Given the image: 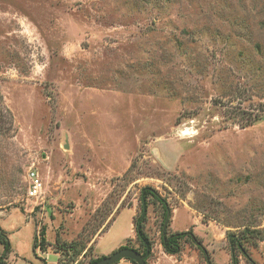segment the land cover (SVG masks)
I'll use <instances>...</instances> for the list:
<instances>
[{
  "label": "rangeland",
  "instance_id": "obj_1",
  "mask_svg": "<svg viewBox=\"0 0 264 264\" xmlns=\"http://www.w3.org/2000/svg\"><path fill=\"white\" fill-rule=\"evenodd\" d=\"M144 188L202 242L174 259L264 264V241H228L264 229V0H0L6 263L57 264L55 240L86 244L73 264L138 248ZM145 216L153 261L162 210Z\"/></svg>",
  "mask_w": 264,
  "mask_h": 264
},
{
  "label": "trees",
  "instance_id": "obj_2",
  "mask_svg": "<svg viewBox=\"0 0 264 264\" xmlns=\"http://www.w3.org/2000/svg\"><path fill=\"white\" fill-rule=\"evenodd\" d=\"M140 206H141V214L134 221V231L136 235V241L139 245L138 248H134L130 245V240H126L125 244L119 249H134L141 254H145L146 248L149 250L148 255L146 257L147 260L152 255V242L145 232V222L146 216L141 218L142 216V206L148 208L150 203L158 204L162 210V221L160 224V245L163 249V252L169 256H177L182 249V244L187 243L190 244L198 251H200L203 255L205 254V250L202 247V242L198 240L191 230L182 233H170L168 232V227L170 223V208L168 207L166 201L162 199L157 192L150 188H144L140 193ZM167 220L165 230L163 231V224ZM45 228L41 227L37 236L34 239L33 243V252L39 249L40 252L44 253L47 247H50L49 243L46 241ZM228 241L231 248L238 250V252L247 257V249L246 245L249 247L255 248L257 243L260 241H264V229L263 230H255L244 228L242 232L236 235H229ZM189 242V243H188ZM0 245L3 247V253L0 256V264H7L6 257L10 252V246L8 242L7 234L0 227ZM53 252L58 254L57 264H70L76 263L77 260L82 256H86V244L81 242H72L69 244H59L57 240H55ZM104 258V257H102ZM102 258H94L90 259L88 264H93L99 261ZM128 260V259H127ZM131 264H136L135 262L128 260ZM232 264H238V261L234 256L231 257Z\"/></svg>",
  "mask_w": 264,
  "mask_h": 264
},
{
  "label": "water",
  "instance_id": "obj_3",
  "mask_svg": "<svg viewBox=\"0 0 264 264\" xmlns=\"http://www.w3.org/2000/svg\"><path fill=\"white\" fill-rule=\"evenodd\" d=\"M64 148L67 149L68 146L65 145ZM142 209L143 210H142L141 218H143L146 214V208L144 205L142 206ZM166 223H167V220H165L163 224V231L165 230ZM148 252L149 250L147 248H146L145 254H141L134 249H118L114 251L111 255L104 257L93 264H116L118 261L122 259L131 260L135 262L136 264H146V257L148 255Z\"/></svg>",
  "mask_w": 264,
  "mask_h": 264
},
{
  "label": "built area",
  "instance_id": "obj_4",
  "mask_svg": "<svg viewBox=\"0 0 264 264\" xmlns=\"http://www.w3.org/2000/svg\"><path fill=\"white\" fill-rule=\"evenodd\" d=\"M28 189H27V196L28 198H37L41 191H42V183L38 177V174L29 170L28 172Z\"/></svg>",
  "mask_w": 264,
  "mask_h": 264
},
{
  "label": "crops",
  "instance_id": "obj_5",
  "mask_svg": "<svg viewBox=\"0 0 264 264\" xmlns=\"http://www.w3.org/2000/svg\"><path fill=\"white\" fill-rule=\"evenodd\" d=\"M154 251H152L153 253ZM152 256L147 260L148 264H183L184 261V256L181 257V261H178L176 259H174V256H168V255H164L163 253L158 254V257L156 256L155 260L151 261ZM189 264H194L193 258L190 257L188 259V261H186ZM131 264V263H129Z\"/></svg>",
  "mask_w": 264,
  "mask_h": 264
}]
</instances>
